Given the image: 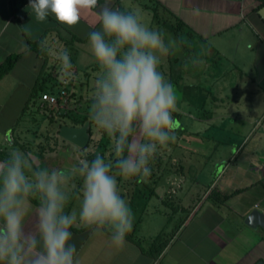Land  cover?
<instances>
[{"label":"crops","instance_id":"crops-1","mask_svg":"<svg viewBox=\"0 0 264 264\" xmlns=\"http://www.w3.org/2000/svg\"><path fill=\"white\" fill-rule=\"evenodd\" d=\"M124 1L113 0V6L125 10ZM128 1L129 8L136 6L150 12L147 7L151 0ZM154 1L178 18L192 32L193 39L207 46L206 55L213 58L217 72L222 73L216 67L222 59L226 65H233L238 76L233 77L236 88L227 90L234 91L231 96H226L221 86L213 95L201 85L193 88L196 91L191 90L185 99L182 97L180 103L185 101L196 111L206 107L203 111L206 118L210 114L220 118L228 106L231 110L241 108L239 105L243 103L236 98L244 91L264 102V89L255 82L256 74L264 79V21L258 15L264 3L260 0ZM28 5L29 0H0V65L11 55L19 56L11 70L0 77V160L6 159L12 148H18L32 153L43 167L68 168L77 161L70 154L73 145L62 140L65 144L59 146L58 137L54 140L45 137L46 121L38 114L36 103L41 92L51 89L54 82L58 84L67 75L59 59L64 51L72 67L78 70L79 83L81 79L87 82L84 89L78 90L85 97L92 92V80L85 75H89V70L96 75L95 65L88 61L81 64L77 59L81 54L82 58H91L87 39L96 18L85 12L76 26L68 28L52 15L44 22H37ZM94 11H99V7ZM34 43L39 44L41 51L31 48ZM202 62L197 60L198 64ZM247 71L254 72L255 77H247ZM208 97L212 100L208 101ZM32 109L37 118L30 113ZM252 110L249 106L248 114ZM248 116L251 121L242 122L238 129L246 128L241 143L249 144L250 150L240 149V143L236 145V155L217 154L214 159L195 152L200 155L199 161H211L215 168L214 171L211 168L213 172L209 169L206 180L201 179L204 163L180 172L182 183L178 190L168 187L170 177L174 176L169 171L164 172V179L143 187L141 177L128 182L118 177L119 191L134 215L126 245L117 248L111 244L110 234L94 237L89 230L76 227L71 242L76 245L79 264H264V230L251 229L244 223L252 210L264 213V121L259 122L262 115ZM228 128L237 127L228 124ZM256 132L257 136L253 137ZM52 143L57 145L56 150L48 153L53 149ZM61 147L65 150L63 157L56 153ZM76 183L79 186V181ZM171 189H175L173 194ZM78 208L79 197L75 196L66 211ZM165 241L157 255L155 249Z\"/></svg>","mask_w":264,"mask_h":264},{"label":"clouds","instance_id":"clouds-1","mask_svg":"<svg viewBox=\"0 0 264 264\" xmlns=\"http://www.w3.org/2000/svg\"><path fill=\"white\" fill-rule=\"evenodd\" d=\"M28 7L37 22L52 15L68 28L85 12L95 16L87 39L97 68L88 119L110 141L111 157L84 153L68 168L49 169L12 148L0 160V264H79L73 229L108 233L113 246L125 247L134 215L118 177L148 176L158 151L176 141L178 98L160 71L173 42L140 8L122 10L113 0H29ZM59 59L62 70L72 68L67 51ZM73 196L79 208L66 211Z\"/></svg>","mask_w":264,"mask_h":264},{"label":"rangeland","instance_id":"rangeland-1","mask_svg":"<svg viewBox=\"0 0 264 264\" xmlns=\"http://www.w3.org/2000/svg\"><path fill=\"white\" fill-rule=\"evenodd\" d=\"M122 4H123L122 6L125 9H129L130 3L128 0L124 1V3ZM134 8L137 7L135 6L132 9ZM141 11L146 22H148L150 27L160 31L163 34L166 43L170 41L173 42L168 52V54L170 55L167 54L162 58L160 71H162L166 79L174 85L176 90V95L178 98V102H177L178 111L173 114L177 125L176 141L174 143H170L167 147H164L158 151L155 158L150 162L149 165L151 169L150 174L148 176H140L142 181L141 185L142 187L143 184L147 186L148 184L154 185L155 181L159 182L160 179H164L162 176L165 171H169L173 173L174 176L170 177L172 178V180L169 181L168 187L176 188L178 190L180 189V185L182 183V182L180 183V172H183V170L187 169V167L188 169L197 168L196 164H198L197 166L200 167L199 165H202L204 163L202 161H199L200 159L198 157H200V155L197 156L195 152H200L201 155H204L206 157L207 156L209 157L211 155L212 156L211 159L218 157L217 154L220 155L221 157L229 156L230 154L236 155L237 153L236 145L240 144L241 141L243 140L242 138L243 137L242 135H244L243 133L245 134L247 133L246 128L239 130L238 129V127H240L239 125L242 122L248 121V119L249 121H251V118L248 115L254 117L256 115L257 116L262 115L259 122L261 123L262 121H264V109L262 110L264 102L258 101V98L256 96H249L248 92L244 93L245 92L244 91L243 94L241 93L239 94L240 96L238 98L235 97L237 100H240L243 103L242 106L239 105V107L241 108L237 107L238 108L237 109L236 107L235 108L233 107V109L231 110L230 106H228L226 112L223 111V113L220 115V118H218L216 114H210V116L206 118L207 117L206 114L203 113L204 110H207L206 107L203 108L204 110L202 111H196V109L187 106L185 101L180 103L179 101H181V98L183 97L185 99V95L191 93L192 92L191 90L196 91V89L191 88L192 86L198 88L199 86L202 85L201 86L202 89H205L210 94L213 93V95L217 94V92L219 91L218 88H220L221 86L223 87V91H226V96H231L234 94V91H227V90L231 87L233 89L236 88V82H235L236 80L233 77L236 76L237 79L238 76L236 75V72L233 70V65H229V66L226 65L222 59H220L221 63H219L216 66L222 71V73L220 74L219 72H217L216 69L213 67V63H212V61H214L212 60L213 58L212 57L210 58L209 54L206 55L207 46L204 43L201 44L197 42L195 39L189 38L185 34L186 33L185 31L180 32V34L178 33V35L180 36H177L176 34L175 36H172V34L168 33L169 31H167L163 25H157V26L155 24L152 25L150 12L144 9H141ZM169 56H170V60L168 59ZM173 59H177L175 61V64L174 63L170 64V61H172ZM77 60L81 64H83V61H88L89 64L95 65L92 62L91 58L89 59L88 58L86 59V57L82 58V54L81 56L78 57ZM197 60L203 61L202 64L201 63L198 64ZM171 65H173V68L178 70V73L180 74L181 73L183 74V72L185 73L183 75H180V80L175 79L174 78L175 76L172 79H169ZM95 67L93 68L94 73L97 72V68ZM230 67L232 68V70L229 69ZM235 68L238 67H234V69ZM224 72L225 74L223 75ZM87 73L89 75H85V78L88 77L91 78L92 81H90V84L92 88L94 85V80L96 78L95 77L96 75H93L90 70L89 72L87 71ZM77 74H78V70H77ZM256 76H257L255 80L256 84L260 85V87L264 89V79L262 80L261 76H259L258 74H256ZM65 77L66 76H63V78ZM93 77H95L94 80ZM247 77L253 78L255 77V73L254 72L251 73L247 71ZM81 80H82L81 84L79 83L78 78L76 81L77 94L82 93L78 90V88L84 89L87 83L86 81H83V79ZM61 81H59L58 84H56L57 82H54V84L58 86L61 83ZM240 83L244 84V82H240ZM207 87L209 88V90H207ZM88 93L89 95H86L88 97H84L86 98L87 101L88 99L90 100L92 92L90 91ZM227 98L230 101L236 100L233 97L231 98L227 97ZM210 100H212L211 97H208V101ZM249 106L252 107L253 110L248 114ZM30 113H32L34 118H37L35 117L36 115L33 109L30 110ZM45 121L46 122L43 123L45 128L44 130L45 137L47 139L51 138L52 140H54L55 132L52 129L54 126L49 124L47 120ZM228 124H230L231 126H235L237 128H228ZM93 131H94L93 135L95 140L94 145L97 146L94 153L99 152L104 157L107 158L111 157L110 141L107 139L106 136H102L100 132L97 130V128L93 129ZM258 132H256V134H253L252 136L253 137L257 136ZM102 140L104 144L106 143V146H103L104 144H101ZM57 142L59 146L65 144V142H62V139L60 138H57ZM51 146L53 147V149L50 148L51 152L47 151L48 153H52L56 150L57 145L55 143H52ZM93 147L94 146H91V144H89L84 149H78L73 146H70V148L72 149L70 154H72L71 156L73 158L75 157V155H78V157L80 158L82 157V154H84V152H87L90 149L93 150ZM241 148H244L243 151H245L247 149L250 150L251 146L249 144L246 145L244 141L243 143H241L240 149ZM64 152L65 150H63V147L59 148L56 151V153L62 157H63L62 154ZM203 158L206 160L205 157ZM203 165L205 166L202 167L204 169L201 175V179L206 180L211 168L213 169V171L215 168H213L211 161H207ZM130 180H134V179L133 178L126 179L125 182H128ZM74 200H75V196L72 197L70 202H73Z\"/></svg>","mask_w":264,"mask_h":264},{"label":"trees","instance_id":"trees-1","mask_svg":"<svg viewBox=\"0 0 264 264\" xmlns=\"http://www.w3.org/2000/svg\"><path fill=\"white\" fill-rule=\"evenodd\" d=\"M151 1H152L151 2L152 4H150L147 7V9L151 13V19H152V23L153 24H155L156 26L157 25H163L166 28V30L169 31L168 33L172 34V36H175V34L177 36H180V35H178V33L180 34V32L185 31L186 32L185 34L189 38H192V32L190 30H188L187 27L178 18H176L171 12H169L164 6H162L157 1H154V0H151ZM260 1H261V3H264V0H260ZM162 29H164V28H162ZM179 41H180V39H179ZM38 46H39V44H35L34 43V44L31 45V48H33L35 50H38V51H41L38 48ZM18 58H19L18 55H11V56L7 57L4 60V62L0 65V77L4 76L6 73H8L11 70V68L14 66V64L18 60ZM176 60L177 59H173L171 61V63L172 64L173 63L175 64V61ZM170 71H171L170 79H172L175 76L174 77L175 79H179L180 80V75L181 74L178 73V70L177 69L173 68V65H171ZM55 86H56V84H53V86L51 87V89H49L47 91H44V92L53 93L55 91L54 90L55 89L54 88ZM191 88H195V87L192 86ZM185 89H188V88H185ZM41 93H43V92H41ZM82 95H83L82 93H78L77 95H75V99L77 101H80L81 99H83L85 97V96H82ZM83 103L84 104H82V107H80L79 109L81 110V112L84 115L74 116V115H71L69 113H62L61 112L58 115L59 116V119H56L54 117H50V118L47 119V121H48L49 124H51V125L54 126L52 129L55 132V135L57 134L58 128L61 125H68V126H73V127H80L86 121H89L90 122V127H89L88 132H89V135H90V139H89L88 145L91 144V146H94V147H93V150L90 149L89 151L84 152V153H88L87 158L89 160H91V159L94 158V151L97 148V146L94 145V141L95 140H94V135H93L94 134L93 129H95L96 126L88 119V112H89V108H90L91 99L90 100L88 99V101L86 100ZM101 144H104L103 140H102ZM103 146H106V143ZM82 157H83V154H82ZM166 243H167L166 241L163 242L159 247H157L155 249L157 255L161 252L163 246L166 245Z\"/></svg>","mask_w":264,"mask_h":264},{"label":"built area","instance_id":"built-area-1","mask_svg":"<svg viewBox=\"0 0 264 264\" xmlns=\"http://www.w3.org/2000/svg\"><path fill=\"white\" fill-rule=\"evenodd\" d=\"M77 70L72 67L68 70L65 78L62 79L58 86H55L53 93L43 92L37 100V112L47 120L50 117L59 119V113H69L74 116L84 115L79 109L86 98L77 101L75 99ZM57 137V134L55 135ZM76 160L79 159L75 155ZM81 158V157H80ZM175 189H171L170 193L173 194Z\"/></svg>","mask_w":264,"mask_h":264},{"label":"water","instance_id":"water-1","mask_svg":"<svg viewBox=\"0 0 264 264\" xmlns=\"http://www.w3.org/2000/svg\"><path fill=\"white\" fill-rule=\"evenodd\" d=\"M258 15L264 21V6L259 9ZM90 122L86 121L80 127L61 125L57 131V137L73 145L78 149H84L88 145ZM245 225L251 229L260 227L264 230V213L258 210H252L244 221Z\"/></svg>","mask_w":264,"mask_h":264}]
</instances>
